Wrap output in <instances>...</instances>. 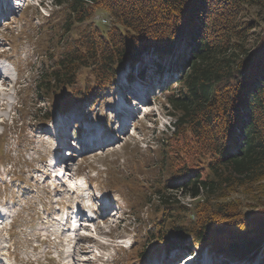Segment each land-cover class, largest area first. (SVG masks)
<instances>
[{
  "label": "trees",
  "instance_id": "obj_1",
  "mask_svg": "<svg viewBox=\"0 0 264 264\" xmlns=\"http://www.w3.org/2000/svg\"><path fill=\"white\" fill-rule=\"evenodd\" d=\"M54 2L60 31L73 39L36 70L35 88L46 100L54 96L60 110L72 97L63 88L74 85L81 68L104 92L143 54L174 57L179 75L164 96L173 129L159 143L164 181L153 191L155 250L209 246L227 263L251 262L264 243V208L244 212L226 196L264 182V28L251 40L255 21L243 16L244 7H264V0ZM98 11L111 24L79 27ZM177 193L193 201L183 204Z\"/></svg>",
  "mask_w": 264,
  "mask_h": 264
},
{
  "label": "rangeland",
  "instance_id": "obj_2",
  "mask_svg": "<svg viewBox=\"0 0 264 264\" xmlns=\"http://www.w3.org/2000/svg\"><path fill=\"white\" fill-rule=\"evenodd\" d=\"M51 1L29 0L26 7L7 13L5 19L0 18V53L8 59L6 64L9 65L11 78L0 80L3 81L0 82V87L6 90L4 94L0 93V159L3 162L0 164V209H4L11 216L16 214L9 231L8 225L0 230V255H5L6 258L9 256L6 264H106L105 260L98 261L96 252L103 254L94 251V248L102 247L99 242L91 245L89 253L78 252L77 245L69 242V235L66 233L64 237L68 241L65 240L63 245L58 237L62 226L54 220L58 210L66 208L75 199L77 205L82 204V196H89L90 202L93 200L88 184L90 181L94 183V187L99 186L103 195L113 194V201L120 204L119 212L111 213L112 220L107 218L105 223L87 231L92 235L108 234L113 240L111 245L109 244L110 247L107 246L109 250L105 256L115 254V257L108 264H176L178 252L175 250L166 255L163 252L155 255L156 244L151 240L150 234V231L155 230L152 218L156 215V200L153 191L161 185L156 181H164V176L159 174L158 162L162 160L159 143L165 137V121H169L168 108L164 104L165 89H168L169 83L173 81V73L178 74L177 66L176 69L172 66L174 57L168 61V57L155 58L149 54L148 58L145 57L144 62H141L144 64L142 74L140 69H135L136 66L131 70L130 65H124L123 70L116 75V83L102 93L94 88L89 70L81 68L74 85L63 88L65 92L71 93L70 104L75 108L66 106L69 112H60L56 104H52L54 96L46 100L35 88L38 75L36 70L50 66L63 51L64 42L73 39L72 34L60 31V8L50 6ZM47 13L51 15L46 17ZM243 16L245 21H255L249 35L252 40L256 33L264 28V7L246 6ZM88 23L103 28L111 24V19L102 11H98L92 19L79 27ZM183 46V43L180 44V50ZM151 57L154 58L153 62ZM156 61L166 65L159 81L158 70L154 71L156 67L159 68ZM124 77L127 81L123 80ZM140 77L147 83L145 104L148 113L137 117L134 126L124 118L122 126L125 128L117 130L114 123L119 112L116 110L119 108L122 112L124 107H127L125 96L128 88L122 89L123 85H134ZM75 101L78 106L73 103ZM132 106L134 105L131 102L128 107ZM64 125L70 126L69 134H73L72 137H75L74 141L78 144L82 140L81 137L87 135L86 129L87 132H98L95 135L98 140L103 137L111 139L106 142V145L110 146L104 149L73 152V158L68 164L73 168L79 166L82 174L79 181L85 185L86 190H77L73 194L63 193L56 205V187L52 186V179L49 178L48 162L52 159L53 148ZM177 198L183 204L193 201L186 195L179 194ZM226 198L237 199L240 209L244 212L264 208V182L255 184L252 189L246 191L234 190ZM94 212L98 214V209L95 208ZM113 221L119 223L114 224ZM46 236L47 244L40 241ZM118 237L123 238L121 244L124 247L115 248V243H118L115 240H118ZM199 250L212 251L213 264L226 263V257L219 256L209 246H203ZM257 250L259 254L255 257L259 260L264 243ZM44 253L47 255L44 256ZM87 255L93 257L94 262L79 261ZM181 255L182 253L178 256ZM185 257L183 264H191L189 252ZM195 257L192 256L193 260ZM245 264L258 262L252 260L246 261Z\"/></svg>",
  "mask_w": 264,
  "mask_h": 264
},
{
  "label": "bare ground",
  "instance_id": "obj_3",
  "mask_svg": "<svg viewBox=\"0 0 264 264\" xmlns=\"http://www.w3.org/2000/svg\"><path fill=\"white\" fill-rule=\"evenodd\" d=\"M3 1H4V0H3ZM17 1H19V2H17ZM17 1H15L14 4H21L23 0H17ZM5 91H6L5 89H3L2 87H0V93L4 94ZM1 103H2V102H1ZM2 105H3V103H2ZM142 106L144 107V109H147V107H146L145 105H142ZM64 175H65V174H64ZM69 175H70V173H69ZM70 181H71V180H70ZM2 218H3V217L0 216V220H1ZM262 251H263V250H262ZM260 252H261V251H260ZM189 254H192V255H189V257L192 258V256H193V252H190ZM257 254H259V253H257ZM257 254H256V255H257ZM256 255H255V256H256ZM184 258H186V257H184ZM184 258H183V259H184ZM226 259H227V258H226ZM226 259H224V260L226 261V264H230V263L233 264L232 262H230V261H232V260H230L229 263H227V260H226ZM254 259H256V257H255ZM254 259H253V260H254ZM256 260H257V259H256ZM233 261H235V260H233ZM236 261H239V260H236ZM242 264H244V262H242Z\"/></svg>",
  "mask_w": 264,
  "mask_h": 264
}]
</instances>
